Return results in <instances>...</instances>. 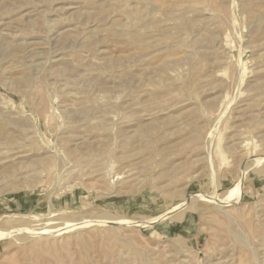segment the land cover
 Wrapping results in <instances>:
<instances>
[{
    "label": "rangeland",
    "instance_id": "obj_1",
    "mask_svg": "<svg viewBox=\"0 0 264 264\" xmlns=\"http://www.w3.org/2000/svg\"><path fill=\"white\" fill-rule=\"evenodd\" d=\"M0 264H264V0H0Z\"/></svg>",
    "mask_w": 264,
    "mask_h": 264
},
{
    "label": "bare ground",
    "instance_id": "obj_2",
    "mask_svg": "<svg viewBox=\"0 0 264 264\" xmlns=\"http://www.w3.org/2000/svg\"><path fill=\"white\" fill-rule=\"evenodd\" d=\"M263 160V159H262ZM151 222V221H150Z\"/></svg>",
    "mask_w": 264,
    "mask_h": 264
}]
</instances>
